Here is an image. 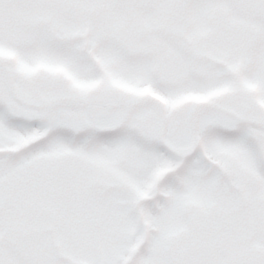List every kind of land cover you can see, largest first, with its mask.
I'll return each instance as SVG.
<instances>
[{"label": "snow or ice", "instance_id": "6c2138e0", "mask_svg": "<svg viewBox=\"0 0 264 264\" xmlns=\"http://www.w3.org/2000/svg\"><path fill=\"white\" fill-rule=\"evenodd\" d=\"M0 264H264V0H0Z\"/></svg>", "mask_w": 264, "mask_h": 264}]
</instances>
